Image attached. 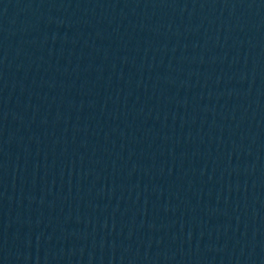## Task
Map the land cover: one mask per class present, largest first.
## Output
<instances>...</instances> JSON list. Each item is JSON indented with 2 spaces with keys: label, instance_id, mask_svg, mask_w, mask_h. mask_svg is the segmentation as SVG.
Returning <instances> with one entry per match:
<instances>
[{
  "label": "water",
  "instance_id": "95a60500",
  "mask_svg": "<svg viewBox=\"0 0 264 264\" xmlns=\"http://www.w3.org/2000/svg\"><path fill=\"white\" fill-rule=\"evenodd\" d=\"M0 264H264V0H0Z\"/></svg>",
  "mask_w": 264,
  "mask_h": 264
}]
</instances>
